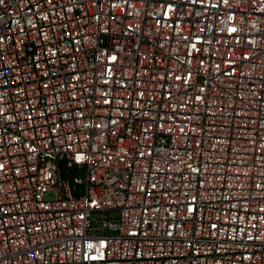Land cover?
I'll use <instances>...</instances> for the list:
<instances>
[{"label": "built area", "instance_id": "built-area-1", "mask_svg": "<svg viewBox=\"0 0 264 264\" xmlns=\"http://www.w3.org/2000/svg\"><path fill=\"white\" fill-rule=\"evenodd\" d=\"M0 264H264V0H0Z\"/></svg>", "mask_w": 264, "mask_h": 264}]
</instances>
